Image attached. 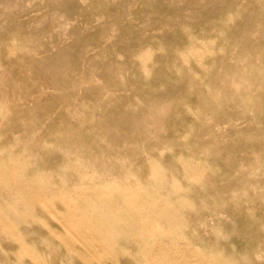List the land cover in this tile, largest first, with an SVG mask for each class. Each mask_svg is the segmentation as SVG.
<instances>
[{
	"label": "rangeland",
	"instance_id": "obj_1",
	"mask_svg": "<svg viewBox=\"0 0 264 264\" xmlns=\"http://www.w3.org/2000/svg\"><path fill=\"white\" fill-rule=\"evenodd\" d=\"M0 264H264V0H0Z\"/></svg>",
	"mask_w": 264,
	"mask_h": 264
}]
</instances>
